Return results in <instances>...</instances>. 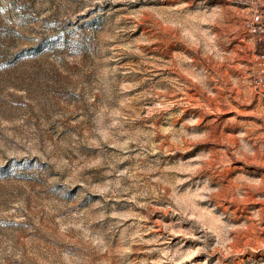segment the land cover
Here are the masks:
<instances>
[{
    "label": "rangeland",
    "instance_id": "1",
    "mask_svg": "<svg viewBox=\"0 0 264 264\" xmlns=\"http://www.w3.org/2000/svg\"><path fill=\"white\" fill-rule=\"evenodd\" d=\"M264 0H0V264H264Z\"/></svg>",
    "mask_w": 264,
    "mask_h": 264
},
{
    "label": "built area",
    "instance_id": "2",
    "mask_svg": "<svg viewBox=\"0 0 264 264\" xmlns=\"http://www.w3.org/2000/svg\"><path fill=\"white\" fill-rule=\"evenodd\" d=\"M260 18L258 14H253L248 29L249 32L253 35H259V34H264V26L259 24ZM256 63L264 70V54H258L255 57ZM261 74L264 72L260 71ZM258 84L261 87H264V77H260ZM264 127V124H263Z\"/></svg>",
    "mask_w": 264,
    "mask_h": 264
},
{
    "label": "trees",
    "instance_id": "3",
    "mask_svg": "<svg viewBox=\"0 0 264 264\" xmlns=\"http://www.w3.org/2000/svg\"><path fill=\"white\" fill-rule=\"evenodd\" d=\"M259 24L264 26V24L262 23V21H261V20L259 21Z\"/></svg>",
    "mask_w": 264,
    "mask_h": 264
}]
</instances>
